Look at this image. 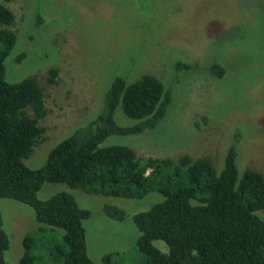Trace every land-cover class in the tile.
<instances>
[{"label": "rangeland", "instance_id": "obj_1", "mask_svg": "<svg viewBox=\"0 0 264 264\" xmlns=\"http://www.w3.org/2000/svg\"><path fill=\"white\" fill-rule=\"evenodd\" d=\"M0 2L13 13L16 34L4 62L5 80L16 83L35 76L44 94L46 114L38 120L44 128L43 141L24 160L27 167H41L56 143L100 112L115 76L131 82L149 74L172 93L164 118L152 130L113 135L102 146L124 145L139 158L206 157L220 170L235 138L239 170L255 169L264 175L262 0ZM37 16L43 19L40 25ZM217 63L224 69L220 76L210 69ZM50 69L56 70L53 82ZM115 119L122 125L132 122L119 108ZM62 191L91 211L83 224L87 254L95 264H103L107 254L136 250L139 233L132 215L162 200L154 192L139 200L91 195L63 183L43 184L37 198L44 200ZM107 204L124 210L125 220L103 215ZM259 215L264 218V211ZM0 216L8 239L4 261L17 264L24 235L37 227L34 211L0 198ZM153 244L166 252L163 242ZM124 264L130 262L125 259Z\"/></svg>", "mask_w": 264, "mask_h": 264}, {"label": "trees", "instance_id": "obj_2", "mask_svg": "<svg viewBox=\"0 0 264 264\" xmlns=\"http://www.w3.org/2000/svg\"><path fill=\"white\" fill-rule=\"evenodd\" d=\"M262 5L264 11V0ZM42 22L37 16L36 25ZM13 25V13L0 2V198L29 206L37 222L22 239L17 264H95L87 254L83 224L91 211L64 191L38 199L45 183L128 200L151 192L162 197L131 217L139 233L136 250L107 254L103 264H124L125 259L130 264H264V218L259 215L264 211V175L255 169L239 170L235 138L220 170L206 157L139 158L124 145L102 146L113 135L152 130L164 118L172 93L152 75L131 82L115 76L100 112L56 143L41 167H27L24 160L43 141L38 120L46 109L35 76L16 83L5 80L4 62L16 42ZM210 69L216 76L224 72L218 63ZM48 73L53 82L56 70ZM117 108L132 120L130 124L116 122ZM102 213L115 221L126 218L115 205H103ZM154 241L163 242L166 252ZM7 248L0 216V264H8L3 258Z\"/></svg>", "mask_w": 264, "mask_h": 264}]
</instances>
